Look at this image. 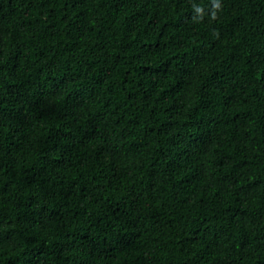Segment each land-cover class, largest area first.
I'll list each match as a JSON object with an SVG mask.
<instances>
[{
	"label": "trees",
	"instance_id": "1",
	"mask_svg": "<svg viewBox=\"0 0 264 264\" xmlns=\"http://www.w3.org/2000/svg\"><path fill=\"white\" fill-rule=\"evenodd\" d=\"M0 264H264V0H0Z\"/></svg>",
	"mask_w": 264,
	"mask_h": 264
}]
</instances>
